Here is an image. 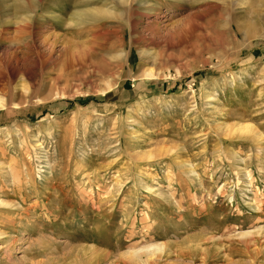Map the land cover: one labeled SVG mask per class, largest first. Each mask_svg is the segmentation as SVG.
<instances>
[{
  "label": "rangeland",
  "instance_id": "rangeland-1",
  "mask_svg": "<svg viewBox=\"0 0 264 264\" xmlns=\"http://www.w3.org/2000/svg\"><path fill=\"white\" fill-rule=\"evenodd\" d=\"M0 203V264H264V0H0Z\"/></svg>",
  "mask_w": 264,
  "mask_h": 264
},
{
  "label": "bare ground",
  "instance_id": "bare-ground-1",
  "mask_svg": "<svg viewBox=\"0 0 264 264\" xmlns=\"http://www.w3.org/2000/svg\"><path fill=\"white\" fill-rule=\"evenodd\" d=\"M109 11V10H108ZM97 12V11H96ZM98 13V12H97ZM101 13H104L103 11L101 12ZM107 13H111V12H107ZM111 14H113V13H111ZM246 128V127H245ZM0 205H1V203H0ZM153 249V248H152ZM151 249V250H152ZM155 249V248H154ZM159 250V249H158ZM150 250L148 249V252H149ZM152 253V252H151ZM140 255V253L139 252H136V253H132L131 254V257H132V259H133V261L135 260V261H139L140 262V260H139V258L138 257H140L139 256Z\"/></svg>",
  "mask_w": 264,
  "mask_h": 264
}]
</instances>
